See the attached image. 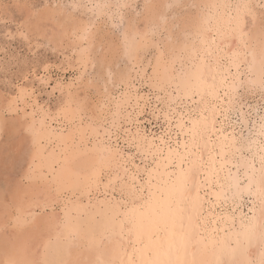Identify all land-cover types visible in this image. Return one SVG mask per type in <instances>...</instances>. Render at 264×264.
<instances>
[{"label": "snow or ice", "instance_id": "snow-or-ice-1", "mask_svg": "<svg viewBox=\"0 0 264 264\" xmlns=\"http://www.w3.org/2000/svg\"><path fill=\"white\" fill-rule=\"evenodd\" d=\"M72 7L87 9L89 5L79 3ZM93 7L99 18L109 15L114 5L102 3ZM144 7L152 10L157 5L146 2ZM188 7L196 10L202 6L193 3ZM237 8L238 14L227 21L219 17L197 18L193 11L191 17L173 21L171 29L166 17H161L164 21L163 40L159 44L164 49L161 57L179 54L183 58L188 53L198 61L191 71H185L183 63L177 68L173 60V73L180 72L176 87L184 96L200 97L199 114L187 124L183 150L179 146L175 150L170 148L160 164L147 171L146 177H140L144 183H138L135 177L129 181L117 176L119 199L87 233L81 232L67 212L60 224H56L59 218L50 213L31 218L16 214L11 221L5 215L0 221V231L7 233L10 225L23 230L39 224L40 230L47 234V243L42 245L45 258L39 259L28 258L33 249L35 256H39L40 247L35 239L12 241L13 254L0 264H264V115L260 117L258 167L256 156L249 155L253 151L251 137H245L243 132L239 136L223 134L229 114L240 111L238 102L243 93L259 89L264 97V0L259 15L248 2ZM194 21L193 41L189 26ZM111 23L113 28L122 30L121 39L127 45L123 15H112ZM8 35L11 39V34ZM109 48V42L102 40V54ZM15 107L8 101L4 111ZM209 111L211 117L205 116ZM217 113L224 117L223 121L217 119ZM213 130L220 136L209 147L206 141ZM100 131L107 136L103 126ZM112 151L111 146H104L99 162L91 165L89 182L95 181L98 168ZM228 157L235 161L233 167L237 171L245 169L248 183L244 190L257 200L256 214L239 218L238 224L234 213L216 211L234 207L241 191L240 177L231 169L225 170ZM75 163L72 158H65L54 165L60 170L58 183L65 181L66 174L75 176ZM54 224L58 231L55 239L51 235ZM113 234L119 239H113ZM49 253L60 258L48 259ZM121 256L124 258L120 259Z\"/></svg>", "mask_w": 264, "mask_h": 264}, {"label": "bare ground", "instance_id": "bare-ground-1", "mask_svg": "<svg viewBox=\"0 0 264 264\" xmlns=\"http://www.w3.org/2000/svg\"><path fill=\"white\" fill-rule=\"evenodd\" d=\"M87 1L91 4L89 9L93 16L92 19L75 17L72 12L66 11L61 6L52 9L45 8L33 14L37 29L47 32L45 20L52 21V23H48L56 28L54 26L52 28L48 24L51 29L47 33V37L56 48L62 47L68 42V47L76 52L74 60L82 69L80 75L73 80L71 79L69 83L68 87L71 89L68 90L65 105L54 114L43 111L38 114V117L34 110L30 113L25 112L24 116L18 119L19 121L6 123L9 121L4 111L7 102L12 101L16 105L12 111H8L14 112L20 103L27 104L28 92L22 94V90L25 89L17 88L18 90L9 99H4L5 96L3 97L0 93V125L8 124L11 126L12 124L17 127L16 130L23 127L29 132L27 136L32 144L29 151V164L35 166L34 173L27 175L32 181L29 185L21 187L20 193L14 198L13 205L16 207V211H14L16 213L12 214L7 208L2 207L0 209V221L4 220L5 215L9 221L16 214H22L26 217L30 214L29 218L35 217L38 216L36 215L37 208L44 211L45 204L47 207L53 208L58 203L59 210L50 212L54 217L59 218L56 220V224L61 223L67 212L69 219L78 223L81 232L87 233L97 219L103 218L110 211V205L119 199L116 177L119 176L121 180L127 177L129 181L135 177L138 183H144L140 177H146L147 171H151L152 168L160 164L164 157L169 154L170 148L175 150L179 146L180 150H183L185 134L188 132L187 124L190 118H195L199 114L197 102L200 101V97L189 98L184 96L176 87L180 79V72L173 73L172 70L173 60H175V67L177 68H179L180 63H183L185 71H191L192 65L198 61L190 57L188 53H184L183 58L179 54L175 57L171 55L161 57L164 49L160 48L159 44L163 38H160L159 35L158 41L154 39L155 33H161L164 28V21L161 20V17H166L167 27L171 29L173 21L191 17L193 11H195L197 18L211 17L215 20L219 17L227 21L240 11L237 5L248 2L253 5L257 15L260 12L259 0H193V3L202 7L184 15L169 17L170 14L175 15L173 13L175 10L169 11L172 8L168 7V5L173 7L174 0H144L140 13L123 15V29L128 32V42L125 45L121 39L122 30L120 29L119 38L116 39L110 30L112 23L109 20L112 15H122L124 7L115 6H133L132 3L136 0ZM109 1L114 7L109 15L100 16L101 20L97 24V20H99L97 18L98 10L93 6L109 3ZM146 2L155 3L157 7L148 10L144 7ZM56 18L58 19L54 21ZM39 20H44L45 23L42 24ZM105 24H108V29H103ZM85 29L89 31L86 32ZM195 31L194 21L193 25L189 26L190 40L196 39ZM102 40L108 41L110 46L109 49L103 51V54L102 52L98 53L101 49ZM151 47H155L156 50L154 61L152 63L150 61L145 62L144 57ZM137 49H139L138 52ZM120 60L125 62L123 67H119ZM149 65H153V68L151 67L152 72L147 74ZM93 66L97 67L100 78L107 76L101 83L99 79L94 80L92 77L84 79L83 77L84 71ZM57 68L63 73L66 72V68H60V66ZM33 76L37 78L39 75L35 73ZM46 76L47 74L37 79L47 85L49 82L46 81ZM142 84H148L151 87L152 92H154L153 97H150L148 93L143 95L138 92ZM92 88L94 91L91 93ZM18 97L19 99H17ZM158 103L162 107H159ZM146 106L149 107V112L152 113L156 121H161L159 124L160 132L152 129L147 130L144 121L140 119L139 115L145 111ZM137 107L139 109L135 111ZM238 107L241 113V121L247 124V117L239 102ZM157 108L158 112L155 113L154 110ZM84 114H88L90 120L85 124L79 123L72 126L67 131L62 125L57 128L54 124V122L63 123V118L72 120L81 117L82 120ZM134 114L136 115L134 116ZM204 115L211 117V111ZM218 116L219 113H217V119ZM71 122L73 123V120ZM182 124L183 127H181ZM102 126L104 131H107V136L104 135L103 131H100ZM254 128L255 135L251 136L253 151L249 155L256 156L258 167L261 139L260 122L258 125H254ZM223 134L236 135L234 131L227 132L225 130ZM208 135L209 139L206 142L211 147L220 133L213 130ZM245 137H249V135ZM201 143H205V141ZM106 144L112 147V155L98 168L95 181L89 182L88 176L91 165L99 162L100 154ZM65 158H72L76 162L73 168L75 176L66 174L65 181L58 183L57 178L60 176V170L56 169L54 165ZM234 163L235 161L228 157L224 166L225 170L231 169L234 175L240 177L241 191L235 198L234 207L225 206L216 211L234 213L238 224L239 218L252 217L256 214L254 209L257 207V200L254 194L244 190L248 183V179L244 175L245 169L241 168L237 171L233 167ZM256 176L258 178V173ZM243 199L248 200L245 210L241 209ZM57 234L58 231L54 224L51 229L53 239ZM112 238L119 239V236L113 234ZM32 239H35L40 247V252L37 257L35 256V249H33L32 256L28 258H45V250L42 245L47 243V234L41 231L39 224H37L23 230L11 227V229H7V233L2 232L0 235V261L13 254L12 241L23 242ZM80 242L85 243L84 240ZM47 258L59 259L60 257L49 253ZM71 258L73 257H64V259ZM123 258V256L120 257V259ZM256 259H259L258 252Z\"/></svg>", "mask_w": 264, "mask_h": 264}, {"label": "rangeland", "instance_id": "rangeland-1", "mask_svg": "<svg viewBox=\"0 0 264 264\" xmlns=\"http://www.w3.org/2000/svg\"><path fill=\"white\" fill-rule=\"evenodd\" d=\"M77 1L0 0V93L3 97L5 96L4 99H9L11 95L18 90L17 88H23L28 92L27 104L23 105L20 103L16 111L5 112V116L8 117L7 119L9 120L6 123L16 120L19 121L18 119H21L25 112L30 113L34 110L36 111V115L43 111L54 114L65 105L68 97V90L71 89L68 87L69 83L71 79L73 80L80 75L82 69L74 60L76 52L72 50L71 47H68V42H66L64 46L56 48L54 43L47 37V33L51 29L48 27V24L52 26V21L45 20L47 25H44L47 26L45 28L46 30L48 29L47 32L42 29H37L35 25V16L33 14L45 8L52 9L53 7L61 6L66 9V11L72 12L75 17L92 19L93 16L89 8L72 7L74 4L79 3L88 4L89 1ZM111 1H109V3H111ZM143 2L144 0H136L132 3L133 6L124 7L122 15H132L136 12L140 13ZM179 2L180 4H184V7H179ZM192 3L193 0H174L173 7H171L172 9L169 11L175 10V12H173L175 15L170 14L169 17H174L176 15L180 16L191 12L193 9L189 8L188 5ZM259 3V8H261V0H259ZM88 5L89 7L91 6L90 3ZM57 19L58 18L54 21ZM100 20L101 18L97 20V24H99ZM39 22L42 24L45 23L44 20H39ZM109 22H111V19ZM108 28V24H105L103 27V29ZM110 30H112V34H114L116 39L119 38L120 29L113 28L111 25ZM8 34H11V39ZM159 35L160 38H163L161 37V33H155V41L160 39L158 37ZM98 53H101V49ZM155 55V47H151L144 57L145 62L150 61L152 63ZM124 63V61L120 60L119 67H123ZM58 66H60V68H66V72L63 73L62 70H58ZM151 67L153 68V65L148 66L147 74L152 72ZM35 73L39 75L38 77L47 74L46 81H48L49 84L46 85L44 82L39 81L37 79L38 77L34 78L33 75ZM83 77L84 79L88 77H92L94 80L99 79L100 83L107 78V76L102 78L99 77L96 66L88 67L86 71H84ZM131 90L133 91V89ZM93 91L94 88L90 90L91 93ZM152 91L153 90L148 84H142L138 90L140 94H150V97L154 95ZM93 96L94 95H92V97ZM239 103L247 117V124L241 121L240 111L237 112L233 110L229 114L230 120L225 121L223 124L224 130L227 132L234 131L237 136H239L241 132H243L244 136H254V125H258L260 122V115L264 113V97L261 96L259 89L254 92H245L240 96ZM159 107H162V105L159 104ZM138 109L139 107H137L135 111H138ZM154 112H158V108L155 109ZM135 115L136 114H134V116ZM139 116L140 119L144 121V126H146L147 130L150 131V129H152L153 131L160 132L159 124L161 121H156L152 113L149 112V107L146 106L145 111ZM80 118L81 117L73 118V123L71 122L72 120L63 118V123L57 124L54 122V124L57 128H60L62 125L67 131V129L72 126L78 125L79 123L85 124L90 120L88 114H84L82 120ZM218 120L223 121L224 117L219 114ZM0 126V209L4 207L7 208L10 213L15 214L16 212L14 211H16V207L13 205L14 198L20 193L21 187L29 185L32 181L27 175L34 173L33 169L35 166L29 164V151L31 150L32 144L27 136L29 132L23 127L16 130L17 127L12 124L11 126L8 124ZM8 198L10 199L8 200ZM242 201L243 204L241 209L245 210L248 200L243 199ZM58 207L59 204L56 203L53 208L46 207L44 211L37 208L36 215L41 216L43 213H50L55 210V212H57L60 208ZM29 216L30 214L28 217ZM11 227L10 225L8 229H11ZM1 233L2 231H0V235Z\"/></svg>", "mask_w": 264, "mask_h": 264}]
</instances>
